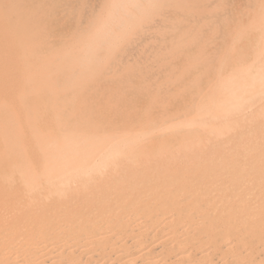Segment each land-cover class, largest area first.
<instances>
[{
    "label": "bare ground",
    "instance_id": "bare-ground-1",
    "mask_svg": "<svg viewBox=\"0 0 264 264\" xmlns=\"http://www.w3.org/2000/svg\"><path fill=\"white\" fill-rule=\"evenodd\" d=\"M38 1L39 0H37V2ZM47 1L49 2L50 0H46V2H44V3H46V5H48ZM53 1H55V0H53ZM60 1L58 0L57 3H59ZM147 1H145V2H147ZM188 1L189 0H187V2ZM31 2H33V1H31ZM31 2H30V4H31ZM61 2H63V1H61ZM64 2L66 4V1H64ZM130 2L132 4L134 3L133 1H130ZM163 2H162V4H163ZM201 2H203V1H201ZM209 2H211V1H209ZM68 3H70V2H68ZM88 3L89 2H87V4ZM116 3H117V1L114 2L113 4L117 5ZM118 3H119V1H118ZM136 3L138 4V2H136ZM140 3H141V1H140ZM143 3L144 2L142 1V5H144ZM178 3H180V0L178 1ZM188 3H187V5H188ZM215 3L217 5V2H215ZM227 3H228V0H227ZM34 4H36V3H34ZM102 4H104V3H102ZM123 4H124V2H123ZM182 4L184 5V3H182ZM37 5L38 4H36V6ZM83 5H85V4H83ZM142 5H141V7H142ZM54 6L56 7L57 5H54ZM98 6H99V4L95 7L96 10H97ZM134 6H132V7H134ZM244 6H245V4H244ZM44 7L45 6H43L42 8H44ZM47 7H48V9L52 8V7H49V5ZM55 7H53V8H55ZM64 7H65V5H64ZM113 7L115 8L114 5H113ZM159 7H161V6H159ZM163 7H165V6H163ZM184 7H186V6L184 5ZM187 7H188L187 10L189 11L191 7L190 8H189V6H187ZM228 7H229V5H228ZM69 8H71V7H69ZM69 8H68V10H69ZM75 8H78V6H75ZM81 8H82V6H81ZM107 8H109V7H107ZM118 8H119V5H118ZM171 8H173V7H171ZM62 9H65V8H62ZM72 9L77 10L74 8H72ZM78 9H80V7ZM87 9H89V7ZM87 9L85 8V10H87ZM98 9H101V8H98ZM173 9L176 10L177 8L175 7ZM181 9H183V8H181ZM257 9H258V7H257ZM260 9L262 11V7ZM45 10H47V9H44V11ZM55 10H57V9H55ZM59 10H61V9H59ZM66 10H67V8H66ZM83 10H84V8H83ZM158 10H157V13L159 12ZM212 10L213 9H210V11H212ZM239 10H241V8ZM54 11H52V13ZM110 11H111V9H110ZM113 11L115 12V10H113ZM135 11H137V10H134L133 12L136 13ZM170 11H171V9H170ZM188 11L187 12L184 11V13H187V15H188L189 14ZM252 11H254V10H252ZM261 11L259 12L260 15L264 14V13H261ZM48 12L49 11H47V13H45V12L44 13L48 14ZM64 12H65V10H64ZM69 12H70V10H69ZM69 12H65V14L66 13L68 14ZM141 12H144V11H141ZM216 12H218V9ZM227 12H229V11H227ZM230 12H232V11H230ZM236 12H238V11H236ZM257 12H255V13L257 14ZM44 13H42V14L44 15ZM54 13H56V12H54ZM89 13H92V12H88V14L86 13L87 16L89 15ZM108 13H109V10H108ZM165 13H167V8H166ZM192 13H193V11H192ZM197 13H198V11H197ZM67 14H66V16H67ZM75 14H76V11H75ZM75 14H74V17H75ZM83 14H84V16L83 17L81 16L82 18L85 17V13H83ZM152 14H154V13H152ZM56 15H57V13H56ZM108 15L111 16V12ZM136 15L138 16L139 14L137 13ZM149 15H150V13H149ZM163 15H165V14L163 13ZM176 15H178V14L175 13V16ZM200 15H202V14H200ZM206 15H207V13H206ZM210 15H212V14H210ZM227 15H230V13ZM245 15H247V14H245ZM68 16L71 17L70 14ZM76 16H79V14H77ZM106 16H107V14H106ZM115 16H116V14H115ZM146 16L148 17V15H146ZM156 16H157V14L154 15V17H156ZM167 16L169 17V15H167ZM218 16H221V15L218 14ZM253 16H254V14H253ZM43 17H45V16H43ZM94 17L95 16L93 15V18ZM144 17L145 16H143V18ZM160 17H162V16L160 15ZM177 17L180 18L179 15ZM192 17H193V15H192ZM200 17H202V16H200ZM200 17H199V19H200ZM222 17H223V15H222ZM68 18H67V20H68ZM77 18H79V17H77ZM196 18L194 16L193 19H196ZM247 18H248V16H247ZM247 18H246V20H247ZM49 19L52 20V18H49ZM135 19H136V17H135ZM145 19H143V20H145ZM152 19H153V17H152ZM169 19H171V17ZM186 19H187V17H186ZM199 19L198 20L196 19V21L199 22L200 21ZM38 20H39V18H38ZM55 20H60V19H55ZM99 20H100V18H99ZM101 20L105 21L106 19L104 18ZM148 20H146V21H148ZM159 20H160V18H159ZM181 20H183V19H181ZM187 20L189 22L190 17ZM225 20H224V22H225ZM242 20H244V19H242ZM88 21H90V20H88ZM174 21H175V19H174ZM213 21H215V20H213ZM230 21H229V23H231ZM55 22L56 21H54V23H53L55 28H51L52 30L56 29ZM107 22H108V20L105 21V23H107ZM131 22H133V21L131 20ZM138 22H137V25L139 24ZM152 22H155V21H152ZM162 22H165V21L162 20ZM240 22H242V21H240ZM45 23H42V25L44 24L43 27H45V25H46ZM47 23H49V22L47 21ZM100 23H102L103 25L105 24L104 22H101V21H100ZM124 23H125V21H124ZM201 23H203V22H201ZM222 23H223V21H222ZM222 23H221V27H222ZM225 23H223V26ZM237 23H239V22L237 21ZM77 24H76V26L81 27ZM130 24H128V25H130ZM146 24H150V22L149 23L147 22ZM172 24H173V22H172ZM83 25H84V23H83ZM151 25H152V23H151ZM151 25H148V26H151ZM157 25L158 24H156V26ZM161 25H164V24H161ZM227 25H228V22H227ZM246 25H247V27H249L248 24H246ZM34 26H35V24H34ZM34 26H33V28H34ZM76 26H75V28H76ZM109 26H111V28H112L111 24ZM169 26H170V23H169ZM173 26H174V24H173ZM182 26H185V25H182ZM43 27H41V28H43ZM51 27H52V24H51ZM123 27H124V25H123ZM135 27L137 28L136 24H135ZM135 27H133V28L136 29ZM159 27H160V25H158L157 28L159 29ZM175 27H176V25H175ZM175 27H174V29H175ZM189 27H188V30H189ZM191 27H190V29H191ZM71 28H73V27H71ZM81 28H83V27H81ZM102 28H103V26H102ZM102 28H98V30H100ZM105 28H104V30H105ZM111 28L109 30H111ZM120 28L121 27H119V29ZM133 28L128 29V30L133 31ZM141 28L139 29L140 33H141ZM153 28L155 30V27H153ZM153 28H151V29L153 30ZM164 28H165V26H164ZM184 28L185 27H183V29ZM206 28H207V25L205 26L204 29H206ZM208 28L209 29L212 28L213 31L215 29L214 27H211V28L208 27ZM237 28H240V27H237ZM77 29H79V28H77ZM77 29H75V30L77 31ZM85 29L87 30L88 28H85ZM114 29H115V27H114ZM146 29H148V28H145V30ZM166 29H167V27L165 28V30H163V28H162V30L165 31V33H167L166 32L167 30H172V29H170V27H169V29H167V30ZM222 29H223V27H222ZM224 29H225V27H224ZM226 29H228V28H226ZM245 29H247V28H245ZM121 30H123L122 32H125L124 29H121ZM188 30L185 29L183 31L187 32ZM200 30H202V29H200ZM248 30H249V28H248ZM43 31L45 33L47 31V34L49 33V35L51 34L50 33L51 30H50V32H48L49 30L45 31V29H43ZM43 31L41 29V32H43ZM72 31H73V29H72ZM78 31L76 32V34L78 33ZM102 31H103V29H102ZM146 31L148 32V30H146ZM163 31H160V32L162 33ZM219 31H217V32H219ZM243 31L244 30H242V32ZM38 32H40V31H38ZM81 32H85V31L82 30ZM100 32H101V30H100ZM113 32H115V31L113 30ZM122 32H121V36H123ZM194 32H195V30H194ZM207 32L209 33V31H207ZM236 32H238V31H236ZM70 33H73L72 36H74V32L70 31ZM70 33H67V35ZM98 33H99V31H98ZM98 33H96V35H98L97 38L100 37V35H101L100 33H99L100 35ZM105 33H107V32H105ZM165 33H162V34H165ZM201 33L203 34V32H201ZM223 33H224V35L227 34V33H225V30ZM230 33H228V34H230ZM232 33H233V31H232ZM47 34H44V35H47ZM113 34H115V33H113ZM136 34H138L137 31H136ZM148 34H150V33H148ZM157 34H159V33H157ZM167 34L170 35V32ZM171 34H172V32H171ZM202 34L201 35L198 34V35L202 37ZM211 34H213V33H211ZM38 35H39V33H38ZM60 35L61 34L59 32L58 37L62 36V35L61 36ZM64 35H66V34H64ZM103 35H104V33H102L101 36H103ZM119 35L120 34L118 33L117 34L118 38H119ZM174 35H176V34L173 33L172 36L174 37ZM214 35H216V36H214ZM214 35H211V36H214V38L217 37L216 33ZM39 36H37V37L35 36L36 39H40ZM41 36H43V35H41ZM50 36L48 37V40H49ZM66 36H64V37H66ZM176 36L174 38H176ZM235 36H237V35H235ZM51 37H53V34ZM64 37H62V38H64ZM88 37H89V35H88ZM108 37H109V34H108ZM126 37L127 36H125V38ZM142 37H143V35H142ZM161 37H162V35H161ZM163 37H165V38H163ZM163 37H162L163 39H166L165 35H163ZM170 37H171V35L168 36L169 40H170ZM231 37L233 38L234 36L231 35ZM77 38L75 40H77ZM86 38H87V35H86ZM101 38H103V37H100L99 40ZM125 38H124V40H125ZM221 38L222 37H219V35H218V39H221ZM41 39H40V41H41ZM68 39L69 38H67L66 40H68ZM95 39H96V37H95ZM105 39H106V37H105ZM114 39H116V38H114ZM130 39L132 40V38H130ZM157 39L156 38L153 39V42L154 43L158 42V45H160L161 41L159 42V41H157ZM190 39H192V38H189V40ZM218 39H215V40L217 41ZM233 39H235V38H233ZM244 39L247 41V39L245 37H244ZM43 40L44 39H42V41ZM45 40H46V38H45ZM75 40H73V41H75ZM91 40H92L91 42L94 43L93 42L94 39H91ZM121 40H123V39H119V42H118L119 46L121 44V42H120ZM133 40L135 41V39H133ZM146 40L149 41L150 39L149 40L146 39ZM154 40H156V41H154ZM171 40H173V39H171ZM206 40H207V38H206ZM215 40H213V41H215ZM226 40H227V38H226ZM56 41L57 40H55V42ZM62 41H64V40H62ZM62 41H60V42H62ZM81 41H82V38H81ZM137 41H138V39H137ZM151 41H152V39H151ZM165 41H168V40H165ZM186 41L188 42V38ZM209 41H211V40H209ZM219 41H223V39L219 40ZM248 41H249V39H248ZM139 42H137V43H139ZM162 42H163V44L165 43L164 40ZM198 42H199V40H198ZM224 42H226V41L224 40ZM32 43L35 44L34 40ZM44 43H45V41H44ZM47 43H49V42H47ZM70 43H71V41H70ZM73 43H75V42H73ZM89 43H90V41H89ZM95 43L97 44L96 40H95ZM142 43H144V41H142ZM149 43H150V41H149ZM247 43H245V45ZM56 44L59 45V43H56ZM78 44L82 45V43H80V41H79V43H77L75 45L77 46ZM84 44L85 43L83 42V45ZM87 44H88V42L85 45L88 46ZM96 44H94V45L95 46H97L98 44L100 45L99 41H98V44L97 45ZM179 44H181V43H179ZM206 44H208V42L205 43V45ZM211 44H212V42H211ZM220 44H222V43H220ZM225 44H227V43H223V45H225ZM251 44H254V42L253 43L251 42ZM42 45H43V43H42ZM51 45H52V43H51ZM135 45H136V43H135ZM139 45H141V44H139ZM150 45L152 47H150V46L149 47L151 49H153L152 50L153 52L155 51L154 48L156 49V51L160 49V47L156 48L157 46L153 47L152 44H150ZM188 45H190V44H188ZM229 45H231V44H229ZM229 45L227 46L228 48H229ZM245 45H243V47ZM52 46H54V48H55V43ZM78 46H77V48H78ZM104 46H105V44H104ZM186 46H187V44H186ZM199 46H200V43H199ZM38 47L41 48L42 46L38 45ZM59 47H60V45H59ZM64 47H65V45H64ZM116 47H117V45H116ZM231 47H232V45H231ZM247 47L250 48L251 45H250V47L247 45ZM32 48H34V45ZM44 48L46 51L47 47H44ZM44 48H42V49H44ZM54 48H52V50ZM91 48H90V51H91ZM96 48H99V46ZM108 48L109 49L106 51H110L109 46H108ZM130 48H132L131 44H130ZM150 48H149V50H150ZM161 48L163 49V50L161 49V51H164V48L162 46H161ZM200 48H202V46H200ZM36 49L37 48H35V51L37 53V51H39V48H38V50H36ZM50 49L51 48L48 49L49 52H50ZM123 49H122V51H123ZM136 49H134L135 53L137 52ZM178 49L180 50L181 48H178ZM178 49H174V50H178ZM184 49H185V47H184ZM207 49H210V48H207ZM78 50L79 49H77L76 53H78ZM131 50L128 51L129 52L128 54H130ZM145 50H146V48H145ZM147 50H148V47H147ZM165 50L167 51V49H165ZM174 50H172V51H174ZM181 50H182V52H184L183 49H181ZM186 50H187V48L185 49V51ZM218 50L220 51L219 48L216 49L215 51H218ZM237 50H235V51L237 52ZM256 50L257 49L255 48L252 51H256ZM29 51H31V50H28V52ZM56 51H59L58 48ZM93 51L95 52V48ZM99 51H103V49L99 50ZM106 51H104L105 54H106ZM122 51H121V53H122ZM148 51H147V54H148ZM152 51L150 50L149 54H151L150 52H152ZM187 51L190 52L191 49L187 50ZM202 51H204V49ZM221 51H223V50H221ZM221 51H220V53H221ZM249 51H251V50H249ZM41 52L43 53L44 51H41ZM73 52H75V50ZM98 52H97V54H98ZM191 52H193V51H191ZM194 52H195V55H193V56L195 58L196 51H194ZM225 52H226V49H225ZM114 53H117V52H114ZM119 53H117V55ZM138 53H139V51H138ZM138 53L136 55H138ZM145 53H146V51H145ZM145 53H143V54H145ZM97 54L94 55V53H93L94 56H97ZM110 54H112V52L109 53V55ZM158 54H159V52H158ZM162 54H165V53L162 52ZM182 54H184V53H182ZM185 54H187V52ZM204 54H206V52ZM223 54L224 53H222L221 55H223ZM234 54H235V52H234ZM80 55H84V53L81 54V52H80ZM90 55H92V54L90 53ZM133 55H135V54H133ZM189 55H191V54H189ZM227 55H228V53H227ZM40 56H44V55H40ZM51 56H54V55H51ZM64 56H65V54H64ZM75 56L78 57V55H73V58ZM103 56H105V55H103ZM103 56H100V54H98L97 57L98 58L101 57V59H102ZM126 56H128V55L126 54ZM178 56H180V55H178ZM258 56L259 55H257V57ZM81 57L82 58L79 57L80 60L83 59V56H81ZM106 57H108V59H107V61H106V59H104L105 61L103 63V64H105V66L107 65L108 60H109V56H106ZM112 57H110V58H112ZM131 57L133 58V56H131ZM144 57L142 56V58L144 60L141 58L143 61H145V59H146ZM155 57H156V54H155ZM157 57H159V56H157ZM201 57H202V55L200 56V58ZM206 57H208V56H206ZM212 57H214V56L212 55ZM227 57L228 56H226V58ZM229 57H231V55ZM240 57H242V56H240ZM25 58L26 57H24V59ZM47 58H49V57L47 56ZM63 58L65 59L66 57H63ZM68 58H69L68 60L70 61L71 57H68ZM88 58H90V57H88ZM95 58L96 57L92 58V60ZM121 58H122V56H121ZM126 58L124 56L125 60H126ZM128 58H129V56H128ZM161 58L162 57H160V59ZM165 58H167V57H165ZM192 58H189V60ZM197 58L199 59V61H201L199 58V55H197ZM44 59H46V58H44ZM59 59H62L61 56ZM141 59L137 58L135 62L137 63V60H141ZM186 59H188V58H186ZM205 59L207 60V58H204L203 60H205ZM251 59H253L252 56H251ZM255 59L256 58L254 57V60ZM26 60H27V58H26ZM49 60H51V59H49ZM84 60H86V59H84ZM96 60H97V58H96ZM114 60H115V58H114ZM72 61L73 60L71 59V63H73ZM184 61H185V59H184ZM74 62H75V64L80 63V62L76 63V61H74ZM87 62L88 61H86V63ZM131 62L134 63V60ZM148 62H150L149 59H148L147 63ZM162 62H163V60H162ZM195 62H196V60H195ZM209 62L211 63L212 60ZM68 63H70V62H68ZM68 63L67 64L65 63L63 65L64 66L68 65ZM71 63H70V65L72 66ZM83 63L81 65H83ZM91 63H92V61L90 62V64ZM114 63H116V62L114 61L113 64ZM139 63L141 65V62H139ZM164 63H163V65H164ZM207 63H208V61H207ZM213 63L214 62H212L211 65ZM21 64H23V63L21 62ZM51 64H53V62ZM57 64L58 63H56L55 65H57ZM90 64H87V65H90ZM95 64H96V62H95ZM165 64L167 65V63H165ZM196 64L198 65V63H196ZM218 64H219V62H218ZM220 64H222V63L220 62ZM248 64L251 65V63H248ZM170 65H172V63ZM202 65H203V63H202ZM234 65H235V63H234ZM38 66L41 67V65H38ZM84 66H86V65H84ZM96 66H98V65L96 64ZM109 66H110V64H109ZM109 66H107V67H109ZM128 66H130V65H128ZM205 66H207V65H205ZM208 66H210V65H208ZM214 66H216L215 68L218 67L217 64H215ZM219 66L221 68L223 67V70H224L225 66H221V65H219ZM59 67H60V65H59ZM114 67H116L115 64H114ZM125 67H126V64H125ZM131 67H128V68L131 69ZM174 67H175V65H174ZM174 67H172L173 71H174ZM189 67H191V66H189ZM189 67H188V69H189ZM220 67H218V68H220ZM43 68L45 69L47 67L45 66ZM62 68H63V66H62ZM72 68H73V66H72ZM99 68L101 70L103 68V65H102V67L100 66ZM99 68H97V69H99ZM210 68H212V67L210 66ZM210 68L209 69L206 68V69L210 71ZM247 68H249V67L247 66ZM64 69H67V68H64ZM83 69L88 70L87 66H86V68H83ZM103 69H105V68H103ZM159 69H161V68H159ZM185 69H187V67ZM192 69L190 70V73H192ZM201 69H203V67H201ZM233 69H236V68L234 67ZM39 70H41V69H39ZM46 70H48V69H46ZM86 70H82V71L84 72ZM93 70H95V68H93L92 71ZM106 70H107V68H106ZM115 70H117V69H115ZM145 70H146V68H145ZM153 70H155V69H153ZM157 70H158V68H157ZM198 70L200 71V69H198ZM221 70H219V71H221ZM33 71L31 74H33ZM43 71L44 70H42V74H43ZM72 71H74V70H72ZM132 71L130 74L134 73V71L133 72ZM138 71H137V74H138ZM188 71L189 70L185 71L186 77L191 76L189 74L187 75L186 72H188ZM57 72H58V68H57ZM196 72H197V68H196ZM226 72H227V70H226ZM236 72H237V70H236ZM241 72H243V71H241ZM27 73L29 74V72H27ZM66 73H69V72H65V74ZM78 73L79 72L75 73L74 76H76V74H78ZM84 73H86V72H84ZM96 73L94 75H92V79H93V76H97ZM106 73H108V72H106ZM106 73H103L104 76ZM114 73L117 74L116 72H114ZM175 73H176V71H175ZM220 73H222V72H217L216 75L218 76V75H220ZM223 73H224V71H223ZM36 74H38V72ZM50 74H48V75H50ZM72 74H71V76H72ZM99 74H101V73H99ZM212 74H213V72H212ZM48 75H47V77H48ZM52 75H51V78H53ZM57 75H59V74H57ZM197 75H199V73ZM197 75L195 73L194 79L197 77ZM221 75H223V74H221ZM34 76H36V75H34ZM62 76H65V75H62ZM82 76H83V73H82ZM84 76H85V74H84ZM207 76H206V78H209ZM67 77H68V75H67ZM79 77H78V80H79ZM99 77H101V75ZM115 77H117V76H115ZM214 77H216V76H214ZM35 78L37 79V76ZM58 78L56 80L57 82H59L58 80L60 79V78L59 79ZM62 78L65 80L64 77H62ZM62 78H61V80H62ZM74 78L75 77H73L71 80H74ZM84 78H86V77H84ZM84 78H82V79H84ZM39 79H40V77H39ZM117 79H119V77ZM121 79L123 80V78H121ZM182 79H185V76ZM217 79H219V78L217 77ZM217 79H213V80H217ZM228 79L230 80V78H228ZM29 80H30V78H29ZM66 80H68V78H66ZM98 80H100V79H98ZM106 80L107 79H105V81ZM125 80L127 81V79H125ZM128 80H130V79L128 78ZM131 80H133V79H131ZM185 80H184V83H185ZM200 80L198 79V81H200ZM35 81L37 82V80H35ZM42 81L43 80H41L39 82L40 84H38V85H41ZM83 81H85V80H83ZM134 81H136V80H134ZM143 81L145 82V79ZM203 81H204V79H203ZM240 81L242 82L241 86H237V87L239 90H242V92L240 94H235L234 92L232 93V91H230L229 93L234 98H237V99L241 98V100L243 99V101L249 102V105H247L248 106V108H247L248 112L241 113L240 110H235V113H233V116H230L232 109H235L234 107H236V109H238L237 107L240 105L239 102H235L234 104L229 103L227 105V103L226 102L224 103L223 100L219 101V102L214 100L215 102H211L209 99V101L211 103H208L205 105H199L196 109V112L192 113L194 115L192 117H190L191 115L189 116L190 118L189 117H187V118L179 117V115H177V113L179 114L178 110H177L178 112H176V115L175 114L173 115V112H175L174 108H173L174 111L171 112L172 115H169V114H167V112L170 109L166 112V110H165L166 108H165L164 110H161V111H165L168 116L164 114L165 118L163 115V118L160 119V116H159L160 111H159L158 112L159 114H157L159 117V120H160L158 125H151L149 123V120H148L149 124H147L146 126H142V124L139 121V123L141 125H139V123H137L138 124L137 127H129V128L127 126L130 122L125 127V125L123 126L120 122L114 121L115 117L112 119L113 113H111V115H109V116H111L110 119L112 121H106V122L101 121V120L92 119V117H87V114L90 112V111H88V109H87V111H88L87 114L85 113L86 114L85 118H81L82 115L81 116L78 115V117H80L78 119L75 117L74 118H71V117L64 118L62 115H63V111L65 110V108H63V109L60 108L55 101H54L55 102L54 103L53 101H50V100H48V101L42 100V97H44V95H37L38 101L30 102V100L33 97H31V99L28 101L29 95L24 94L22 92L21 94L20 93L18 94L16 101H8L9 94L0 88V264H264V69H257V70L252 71V72H247L240 79ZM57 82H56V84H58ZM71 82L69 81L67 83H71ZM79 82L81 83V81H79ZM90 82H91L90 80H89V82H86V83H88L89 87H90V84H89ZM104 82L102 81V84ZM110 82L113 84H115L117 82L119 83V81H117V82L110 81ZM121 82L122 81L120 80V83ZM137 82H139V81H137ZM172 82H173V80H172ZM201 82H202V80H201ZM44 83H46V82H44ZM53 83H55V82H53ZM64 83H66V81ZM83 83H81V85ZM124 83H125V81H124ZM132 83H133V81H132ZM166 83L167 82H165V84ZM181 83H183V82H181ZM127 84H125V85H127ZM134 84H135V82H134ZM151 84H153V83L151 82ZM203 84H205V82H203ZM51 85H52V82H51ZM66 85H68V84H66ZM66 85H64V86H66ZM71 85L72 84H70V86L69 85L68 86L70 88H72ZM93 85H96V84L94 83ZM116 85H118V84H116ZM122 85H123V82H122ZM148 85H150V84H148ZM196 85H199V84H195V86ZM34 86H35V84H34ZM68 86H67V88H68ZM86 86H87V84H86ZM159 86L160 85H158V87ZM220 86H221V84H220ZM39 87L41 88V86H39ZM46 87H49V85H46ZM55 87L56 86H54V88ZM62 87H63V85H62ZM77 87H78V85H77ZM203 87H205V86L203 85ZM203 87H202V89H203ZM222 87L223 86H221V89H223ZM67 88H63V89L65 90ZM70 88H68V90H67L68 92H70L69 91ZM91 88H93V86ZM121 88L122 87H120L119 90ZM125 88L126 87H124V89ZM164 88H166L168 91L167 87L164 86ZM184 88L185 89L181 88V89H183L182 91L185 90V92H187L188 91V90L186 91L187 87H184ZM192 88H190V89L192 90ZM205 88H207V87H205ZM205 88L203 89L204 91H205ZM23 89H25V88H23ZM100 89H101V87H100ZM107 89H108V87H107ZM110 89L112 90V88H110ZM110 89H108V90H110ZM128 89H127V91H128ZM162 89H163V86H162ZM181 89H180V91H181ZM190 89H189L190 94H191V92L195 91L194 89L192 91ZM197 89H199V87H197ZM32 90H34V88H32ZM38 90H41V89H38ZM52 90H53V88H52ZM59 90L56 92H59ZM73 90H74V88H73ZM75 90H76V87H75ZM101 90H103V89H101ZM114 90L116 91V89H114ZM114 90H112V91L115 92ZM119 90H118V92H119ZM169 90H170V88H169ZM49 91H50V89H49ZM88 91H90V89ZM91 91L93 92L94 90L92 89ZM98 91H100V90H98ZM131 91L132 90L130 89V93H131ZM163 91H164V89H163ZM173 91H174V89H173ZM180 91L178 90V92H180ZM213 91H215V90L213 89ZM217 91H215V93L214 92L213 93L217 95V93H216ZM60 92H61V90H60ZM72 92H71V94H74ZM77 92H78V90H77ZM121 92L126 93L125 90L124 91L122 90ZM159 92H160V90H159ZM174 92H177V90ZM197 92L203 93L200 90L199 91L197 90ZM41 93H42V91H41ZM62 93H65V92H62ZM152 93H155V92H152ZM168 93H171V91ZM229 93H228V95H229ZM80 94H81V92H80ZM92 94H94V93H92ZM104 94L105 93L103 91V95ZM111 94H112V92H111ZM114 94H116V93H114ZM134 94H137V93L134 92ZM143 94H145V93H143ZM162 94H161V96H162ZM171 94H173V92ZM195 94H196V91H195ZM214 94H211L212 97H214L213 96ZM220 94H219V96H220ZM52 95H55V94L52 93ZM132 95H133V92H132ZM132 95H131V98L133 96H135V95H133V96ZM152 95H154V94H152ZM158 95H159V93H158ZM164 95H165V92H164ZM180 95H181V93H180ZM192 95L194 97V94H192ZM79 96H81V95H79ZM105 96H107V95L105 94ZM105 96H103V97L106 98ZM120 96H121V93H120ZM127 96H128V94H127ZM155 96L157 97V95H155ZM203 96H204V93H203ZM207 96L200 99V100L208 99ZM222 96H224V95L222 94ZM116 97L118 98L119 96H116ZM116 97H114V98H116ZM137 97H138V95H137ZM143 97L145 98V96H143ZM159 97H160V95H159ZM212 97L209 96V98H212ZM146 98L144 100H146ZM165 98H166V96H165ZM171 98H174V95ZM219 98H221V97H219ZM219 98H217V99H219ZM26 99H27V101H26ZM107 99H111V97L108 96ZM122 99L123 98L120 99V97H119V100H122ZM161 99H164V98L162 97ZM175 99H177V97ZM198 99H197V101H198ZM53 100H54V98H53ZM69 100H70V98H69ZM137 101H139V100H137ZM149 101H150V103H152L151 100H149ZM170 101H172V100H170ZM82 102L83 101H81L80 103H82ZM163 102H164V100L163 101L161 100L159 105L163 104ZM188 102L189 101L184 102V103H188ZM60 103H61V101H60ZM76 103H77V100H76ZM88 103L93 104V102L92 101L89 102V100H88ZM108 103H109V101H108ZM112 103L116 104L115 101ZM125 103H126V101H125ZM178 103H179V101H178ZM196 103L197 102H195V105H196ZM200 103H201V101H200ZM205 103H207V102H205ZM105 104H106V102H105ZM114 104H113V106H114ZM170 104L171 103H169V105ZM173 104H176V102L175 103L173 102ZM61 105L63 106V104H61ZM66 105L67 104H65V106ZM78 105L76 104L77 107H78ZM107 105L108 104H106V107H107ZM119 105H121V104L119 103ZM129 105H131V104H129ZM143 105H144V103H143ZM152 105L153 104H151L150 106H152ZM181 105H182V103H181ZM188 105L191 106V104H188ZM197 105H198V103H197ZM79 106H81V109H82V105H79ZM116 106H118V105L116 104ZM145 106L146 105H144V107ZM147 106H148V104H147ZM88 107H89V104H88ZM90 107L93 108V105H90ZM165 107H167V106L165 105ZM109 108H111V110H112V105ZM157 108H158V106H157ZM157 108H156V110H157ZM81 109L78 108V110H81ZM83 109L86 110V108H83ZM121 109H122V111L123 110L125 111V109H127V108H125V109L121 108ZM142 109L143 108H141V110H140L137 107L135 111H137V110L144 111ZM159 109H161V108L159 107L158 110ZM182 109H180V111ZM189 109L193 110V108H189ZM129 110H130V108H129ZM148 110L152 111L151 107ZM96 111H97V113H101V112H98V110H96ZM106 111H107V109H106ZM108 111H110V110H108ZM131 111H132V109H131ZM65 112H67V111H65ZM80 112L81 111H79V113L78 112L77 113L82 114ZM94 112H95V110H94ZM183 112H185V109ZM183 112L181 111L180 113H183ZM68 113H70V112H68ZM73 113L75 114V112H73ZM106 113H105V115H106ZM120 113H121V110H120ZM128 113H130V112H128ZM128 113H126V114H128ZM148 113L150 114L152 112H148ZM103 114L104 113H102V115ZM114 114H113V116H114ZM119 114L115 115V116L118 118ZM126 114H125V116L122 114L124 116V118L126 116L128 117V115H126ZM133 114H135V113H133ZM99 115H101V114H99ZM155 115L156 114L153 112V116H155ZM184 115H186V113H184ZM70 116H73V115H70ZM90 116H92V115H90ZM150 116L152 117V114ZM129 117H130V115H129ZM155 117H157V116H155ZM126 118H125V120L128 119V118L127 119ZM143 118H145V117H143ZM119 119L124 120L122 118H119ZM133 119H134V117H133ZM135 119H137V115H136ZM128 120L133 121V120H131V118H129ZM146 120L147 119H145L144 122ZM152 120H153V118H152ZM152 120H150V121H152ZM154 120L158 121V119H155V118H154ZM136 121H138V119L135 120V122ZM141 122H142V120H141ZM156 129L168 130V132H166L165 135H161V136L156 135L155 136L154 131ZM161 132H158V134ZM156 134H157V132H156Z\"/></svg>",
    "mask_w": 264,
    "mask_h": 264
},
{
    "label": "rangeland",
    "instance_id": "rangeland-1",
    "mask_svg": "<svg viewBox=\"0 0 264 264\" xmlns=\"http://www.w3.org/2000/svg\"><path fill=\"white\" fill-rule=\"evenodd\" d=\"M31 1H33V2H31ZM57 1L58 0H55V1H53V0H50L49 2H48V5H49V7H52V8H49L48 9V5H46V3H44V2H46V0H39L38 2H37V0H0V88L1 89H3L5 92H7L8 94H9V98H8V101H16L17 99V96H18V94L20 93H24V94H28L29 96H28V101L31 99V97H33L31 100H30V102H35V101H38V96L37 95H44V97H42V100H44V101H48V100H50V101H55L57 104H58V106L60 107V108H65V110L63 111V117L64 118H67V117H71V118H80V117H78V115L79 116H81V118H85L86 116V114H87V112L88 111H90L88 114H87V117H92V119H96V120H101V121H112L111 119H110V117L111 116H109V115H111V113H115L114 114V116H113V114H112V119L114 118V121H118V122H120L123 126L125 125V127L127 126V124H128V128L129 127H137V123H139V121H140V123L142 124V126H146L147 124H151V125H158L159 124V122H160V120H159V117H158V115L157 114H159V116H160V119L161 118H163V115L165 114V115H167V114H169V115H172V113L171 112H173L174 110H175V112H173V115L175 114L176 115V112H178L179 111V114L177 113V115H179V117H183V118H187V117H189L190 115V117H192L194 114H192V113H195L196 112V109H197V107L199 106V105H205V104H208V103H211V102H215V101H224V103L226 102L227 103V105L229 104V103H232V104H234L235 102H239L240 103V105L237 107L238 109H236V107H234L235 109H232V111H231V115L230 116H233V113H235V110H240V112L241 113H243V112H248V106L247 105H249V102H245V101H243V99L241 100V98L240 99H237V98H234L233 96H231L230 95V91H232V93L234 92L235 94H240L241 92H242V90H239L238 89V87L237 86H241V81H240V79L247 73V72H252V71H255V70H257V69H264V14H261L260 15V11H261V7H262V11H261V13H264V0H228V3H227V0H189L188 2H187V0H180V3H178V1L179 0H61V1H63V2H61L60 0V2L59 3H57ZM64 1H66V4H65V2ZM74 3H73V2ZM98 1V2H97ZM117 1V5H115V4H113L114 2H116ZM118 1H119V3H118ZM126 1V2H125ZM130 1H133L134 3L132 4ZM138 2V4L136 3V2ZM140 1H141V3H140ZM142 1L144 2L143 4L144 5H142ZM145 1H147V2H145ZM182 1V2H181ZM184 1V2H183ZM201 1H203V2H201ZM209 1H211V2H209ZM30 2H31V4H30ZM56 2V3H55ZM68 2H70V3H68ZM77 2V3H76ZM87 2H89L88 4H87ZM100 2V3H99ZM123 2H124V4H123ZM162 2H163V4H162ZM215 2H217V5H216V3ZM225 2V3H224ZM236 2V3H235ZM245 2V3H244ZM259 2V3H258ZM34 3H36V4H38L37 6H36V4H34ZM51 3V4H50ZM53 3V4H52ZM102 3H104V4H102ZM131 3V4H130ZM146 3V4H145ZM148 3V4H147ZM161 3V4H160ZM172 3V4H171ZM182 3H184V5L186 6V7H184V5L182 4ZM186 3V4H185ZM187 3H188V5H187ZM223 3V4H222ZM231 3V4H230ZM42 4V5H41ZM44 4V5H43ZM62 6H61V5ZM65 5V7H64V5ZM76 4V5H75ZM82 6V8H81V6ZM83 4H85V5H83ZM99 4V6H98V8H101V9H98L97 8V10H96V6ZM112 4V5H111ZM121 4V5H120ZM160 4V5H159ZM202 4V5H201ZM214 4V5H213ZM244 4H245V6H244ZM250 4V5H249ZM28 5V6H27ZM54 5H57L56 7L54 6ZM61 7H60V6ZM69 5V6H68ZM111 5V6H110ZM113 5L115 6V8L113 7ZM118 5H119V8H118ZM135 5V6H134ZM141 5H142V7H141ZM147 5V6H146ZM149 5V6H148ZM225 5V6H224ZM227 5V6H226ZM228 5H229V7H228ZM236 5V6H235ZM243 5V6H242ZM27 6V7H26ZM43 6H45L44 8H42ZM75 6H78V8L80 7V9H78V8H75ZM84 6V7H83ZM89 7V9H87L88 7ZM106 6V7H105ZM132 6H134V7H132ZM156 6V7H155ZM159 6H161V7H159ZM163 6H165V7H163ZM167 6V7H166ZM187 6H189V8H190V10L188 11L187 9H188V7ZM218 6V7H217ZM258 7V9H257V7ZM53 7H55V8H53ZM59 7V8H58ZM69 7H71V8H69ZM107 7H109V8H107ZM124 7V8H123ZM130 7V8H129ZM171 7H173V8H177L176 10H174L173 8H171ZM196 7V8H195ZM206 9H205V8ZM208 7V8H207ZM211 7V8H210ZM214 7V8H213ZM236 7V8H235ZM241 8V10H239L240 8ZM256 7V8H255ZM62 8H65V9H62ZM66 8H67V10H68V8H69V10H70V12H69V10L67 11L66 10ZM72 8H74V9H77V10H73ZM83 8H84V10H83ZM85 8L87 9V10H85ZM94 8V9H93ZM105 8V9H104ZM128 8V9H127ZM166 8H167V13H165L166 12ZM181 8H183V9H181ZM203 8V9H202ZM216 8V9H215ZM253 8V9H252ZM44 9H47V10H45L44 11ZM55 9H57V10H55ZM59 9H61V10H59ZM110 9H111V11H110ZM125 9V10H124ZM131 11H130V10ZM143 9V10H142ZM146 9V10H145ZM159 9V10H158ZM163 11H162V10ZM170 9H171V11H170ZM192 9V10H191ZM210 9H213L212 11H210ZM217 9H218V12H216L217 11ZM249 11H248V10ZM36 10V11H35ZM55 10V11H54ZM63 10V11H62ZM64 10H65V12H69L68 14H67V16H66V14H65V12H64ZM73 10V11H72ZM89 10V11H88ZM107 10V11H106ZM108 10H109V13H108ZM113 10H115V12L113 11ZM129 10V11H128ZM134 10H137V11H135L136 13H134L133 11ZM157 10L159 11L158 13H157ZM206 10V11H205ZM229 11V12H227V11ZM245 10V11H244ZM252 10H254V11H252ZM39 11V12H38ZM47 11H49L48 12V14H45V13H47ZM52 11H54V12H56L57 13V15H56V13H52ZM75 11H76V14H75ZM122 11V12H121ZM141 11H144V12H141ZM151 11V12H150ZM165 11V12H164ZM170 11V12H169ZM184 11L185 12H187L188 11V15H187V13H184ZM192 11H193V13H192ZM195 11V12H194ZM197 11H198V13H197ZM230 11H232V12H230ZM236 11H238V12H236ZM248 11V12H247ZM251 11V12H250ZM258 11V12H257ZM44 13V15L42 14V13ZM72 12V13H71ZM78 12V13H77ZM88 12H92V13H89V15L87 16V14H88ZM110 12H111V16L110 15H108V14H110ZM121 12V13H120ZM127 14H126V13ZM165 14V15H163V13ZM181 12V13H180ZM207 13V15H206V13ZM213 12V13H212ZM246 12V13H245ZM250 12V13H249ZM255 12H257V14L255 13ZM52 13V14H51ZM63 13V14H62ZM75 14V17H74V14ZM83 13H85V19L84 18H82L83 16H84V14ZM87 13V14H86ZM95 13V14H94ZM114 13V14H113ZM139 14L138 16L136 15V14ZM149 13H150V15H149ZM152 13H154V14H152ZM175 13H177L179 16H180V18L179 17H177L178 15H176L175 16ZM205 13V14H204ZM221 13V14H220ZM230 13V15H227V14H229ZM41 14V15H40ZM71 15V17H69L68 15ZM73 14V15H72ZM77 14H79V16H76ZM92 14V15H91ZM106 14H107V16H106ZM113 14V15H112ZM115 14H116V16L118 17H116L115 16ZM119 14V15H118ZM121 14V15H120ZM155 14H157V18L156 17H154V15ZM196 14V15H195ZM199 14V15H198ZM200 14H202V15H200ZM210 14H212V15H210ZM218 14L219 15H221V16H218ZM245 14H247V15H245ZM253 14H254V16L256 17H254L253 16ZM38 15V16H37ZM40 15V16H39ZM45 16V17H43V16ZM63 15V16H62ZM93 15L95 16L94 18H93ZM123 15V16H122ZM146 15H148V17L146 16ZM160 15L162 16V17H160ZM167 15H169V17L167 16ZM192 15H193V17H192ZM214 15V16H213ZM217 15V16H216ZM222 15H223V17H222ZM227 15V16H226ZM244 15V16H243ZM55 16V17H54ZM82 16V17H81ZM102 16V17H101ZM124 18H122V17ZM136 17V19H135V17ZM143 16H145L144 18H143ZM153 17V19H152V17ZM173 16V17H172ZM194 16H195V18L198 20L199 19V17L200 16H202V17H200V23L198 22V21H196V19H193L194 18ZM212 16V17H211ZM247 16H248V18H247ZM69 17V18H68ZM77 17H79V18H77ZM97 17V18H96ZM129 17V18H128ZM171 17V19H169ZM186 17H187V19L190 17V21L188 22V20L186 19ZM192 17V18H191ZM207 19H206V18ZM228 17V18H227ZM230 17V18H229ZM235 17V18H234ZM242 17V18H241ZM37 18V19H36ZM38 18H39V20H38ZM41 18V19H40ZM43 18V19H42ZM49 18H52V20L51 19H49ZM60 19V20H55V19ZM67 18H68V20H67ZM99 18H100V20H99ZM106 19L105 21H107L108 20V22L107 23H105V21L103 20H101V19ZM138 18V19H137ZM145 19V20H143V19ZM159 18H160V20H159ZM210 18V19H209ZM213 18V19H212ZM233 18V19H232ZM246 18H247V20H246ZM253 20H252V19ZM49 19V20H48ZM54 19V20H53ZM83 19V20H82ZM87 19V20H86ZM98 21H97V20ZM129 21H128V20ZM142 19V20H141ZM149 19V20H148ZM158 19V20H157ZM174 19H175V21H174ZM180 19V20H179ZM181 19H183V20H181ZM221 19V20H220ZM226 19V20H225ZM240 19V20H239ZM242 19H244V20H242ZM82 20V21H81ZM86 20V21H85ZM88 20H90V21H88ZM119 22H118V21ZM131 20L133 21V22H131ZM137 20V21H136ZM146 20H148V21H146ZM157 20V21H156ZM162 20L163 21H165V22H162ZM178 20V21H177ZM202 20V21H201ZM205 20V21H204ZM213 20H215V21H213ZM224 20H225V22L227 21L228 22V25H227V22L225 23L224 22ZM231 20V21H230ZM233 20V21H232ZM235 20V21H234ZM249 20V21H248ZM251 20V21H250ZM263 20V21H262ZM41 21V22H40ZM47 21L49 22V23H47ZM54 21H56L55 22V26H56V29H51V28H55L54 27ZM72 21V22H71ZM94 21V22H93ZM97 21V22H96ZM100 21L101 22H104L105 24V26L102 24V23H100ZM116 21V22H115ZM124 21H125V23H124ZM139 21V22H138ZM142 23H141V22ZM152 21H155V22H152ZM222 21H223V23H225L224 24V26H223V23H222ZM229 21L232 23H229ZM237 21L239 22V23H237ZM240 21H242V22H240ZM46 22V23H45ZM65 22V23H64ZM77 25H79V26H81V27H83V28H81V27H78V26H76V24ZM80 22V23H79ZM97 24H96V23ZM121 22V23H120ZM128 22V23H127ZM137 22L139 23L138 25H137ZM144 22V23H143ZM149 23L150 22V24H146V23ZM162 22V23H161ZM167 22V23H166ZM172 22H173V24H174V26H173V24H172ZM198 22V23H197ZM201 22H203V23H201ZM205 22V23H204ZM260 22V23H259ZM42 23H45L46 25H45V27H43V25H42ZM59 23V24H58ZM83 23H84V25H83ZM112 25V28H111V26H109L110 24ZM131 23V24H130ZM151 23H152V25H151ZM166 23V24H165ZM169 23H170V26H169ZM194 23V24H193ZM221 23H222V27H223V29H222V27H221ZM242 23V24H241ZM34 24H35V26H34ZM51 24H52V27H51ZM89 24V25H88ZM93 24V25H92ZM107 24V25H106ZM128 24H130V25H128ZM135 24H136V26H137V28L135 27ZM156 24H158V25H160V27H159V29L157 28L158 27V25L156 26ZM161 24H164V25H161ZM168 24V25H167ZM178 24V25H177ZM207 25V28L206 29H204L205 28V26ZM246 24H248V26L249 27H247V25ZM92 25V26H91ZM96 25V26H95ZM123 25H124V27H123ZM128 27H127V26ZM134 25V26H133ZM142 25V26H141ZM147 25V26H146ZM148 25H151V26H148ZM172 25V26H171ZM175 25H176V27H175ZM182 25H185V26H182ZM194 25V26H193ZM201 25V26H200ZM242 25V26H241ZM246 25V26H245ZM31 26V27H30ZM33 26H34V28H33ZM50 26V27H49ZM75 26H76V28H75ZM95 26V27H94ZM102 26H103V28H102ZM117 26V27H116ZM126 26V27H125ZM164 26H165V28L167 27V29H169V27H170V29H172V30H167L166 32L167 33H169L170 32V35H171V37H170V40L171 39H173V40H169V38H168V36H170V35H168L167 33H165V31H163V30H165V28H164ZM191 27V29H190V27ZM196 26V27H195ZM203 26V27H202ZM227 26V27H226ZM41 27H43V28H41ZM71 27H73V28H71ZM90 27V28H89ZM106 27V28H105ZM111 28V30H109L110 28ZM114 27H115V29H114ZM119 27H121L120 29H119ZM133 27H135L136 29H134L133 28V31H131V30H128V29H132ZM142 27V28H141ZM153 27H155V30H154V28ZM174 27H175V29H174ZM183 27H185L184 29H183ZM188 27H189V30H188ZM208 27H214L215 29H214V31H213V29L211 28V29H209ZM224 27H225V29H224ZM237 27H240V28H237ZM77 28H79V29H77ZM85 28H88L87 30L85 29ZM98 28H102L103 29V31H102V29H100L101 30V32H100V30H98ZM104 28H105V30H104ZM141 28V33H140V29ZM145 28H148V29H146V30H148V32L145 30ZM151 28H153V30L151 29ZM162 28H163V30H162ZM226 28H228V29H226ZM245 28H247V29H245ZM248 28H249V30H248ZM31 29V30H30ZM41 29H42V31H43V29H45V31L46 30H49L48 32H50V30H51V36H52V34H53V37H51L50 35H49V33L47 34V31H46V33L43 31V32H41ZM72 29H73V31H72ZM75 29H77V31H78V35L76 34V30ZM121 29H124V31L125 32H122L123 30H121ZM151 31H150V30ZM157 29V30H156ZM161 29V30H160ZM188 30L187 32L186 31H183V30ZM195 30V32H194V30ZM197 29V30H196ZM200 29H202V30H200ZM76 32H75V31ZM85 31V32H81V31ZM89 30V31H88ZM113 30L115 31V32H113ZM145 30V31H144ZM205 30V31H204ZM220 30V31H219ZM224 30H225V33H227V34H225L224 35ZM241 30V31H240ZM242 30H244L243 32H242ZM38 31H40V32H38ZM64 31V32H63ZM70 31L71 32H74V36H72L73 35V33H70ZM88 31V32H87ZM93 31V32H92ZM98 31H99V33L102 35V33H104V35L103 36H101L99 33H98ZM122 32V35L123 36H121V32ZM136 31L138 32V34H136ZM143 31V32H142ZM160 31H163L162 33H165V34H162ZM190 31V32H189ZM203 32V34L201 33V32ZM207 31H209V33L211 34V33H213V34H211V35H214L215 33L217 34V37H215L214 38V36H216V35H214V36H211ZM216 31V32H215ZM217 31H219V32H217ZM223 31V32H222ZM227 31V32H226ZM231 33H230V32ZM232 31H233V33H232ZM236 31H238V32H236ZM251 31V32H250ZM39 33V35H38V33ZM53 32V33H52ZM59 32H60V34L62 35H60L61 37H58L59 36ZM105 32H107V33H105ZM127 32V33H126ZM145 32V33H144ZM154 32V33H153ZM171 32H172V34L174 33V34H176V35H174V37L176 36V38H174L173 36H172V34H171ZM193 32V33H192ZM199 32V33H198ZM206 32V33H205ZM237 34H236V33ZM247 34H246V33ZM56 33V34H55ZM67 33H70V34H68L67 35ZM91 33V34H90ZM96 33H98L99 35H100V37H103V38H101L100 40H99V38L100 37H98L97 38V36L98 35H96ZM113 33H115V34H113ZM120 34L119 35V38H118V36H117V34ZM125 33V34H124ZM129 33V34H128ZM147 33V34H146ZM148 33H150V34H148ZM157 33H159V34H157ZM228 33H230L232 36H234L233 38H235V39H233L232 37H231V35L230 34H228ZM36 34V35H35ZM44 34H47V35H44ZM64 34H66V35H64ZM80 34V35H79ZM82 34V35H81ZM93 34V35H92ZM95 34V35H94ZM108 34H109V37H108ZM201 35L202 34V37L201 36H199V35ZM41 35H43V36H41ZM50 36V38H49V40H48V37ZM55 35V36H54ZM86 35H87V38H86ZM88 35H89V37L91 38V39H94L93 40V42L94 43H92L91 41V39L88 37ZM92 37H91V36ZM142 35H143V37H142ZM154 35V36H153ZM161 35H162V37H163V35H165L166 36V39H163V38H165V37H161ZM188 35V36H187ZM205 35V36H204ZM218 35H219V37H222L221 39H218ZM235 35H237V36H235ZM37 36H39L40 37V39L42 38V39H44L43 41H42V39H41V41H40V39H36V37ZM64 36H66V37H64ZM72 36V37H71ZM81 36V37H80ZM111 36V37H110ZM125 36H127L126 38H125ZM140 36V37H139ZM179 36V37H178ZM181 36V37H180ZM208 36V37H207ZM62 37H64V38H62ZM78 37V38H77ZM80 37V38H79ZM84 37V38H83ZM95 37H96V39H95ZM105 37H106V39H105ZM162 39H161V38ZM185 37V38H184ZM197 37V38H196ZM205 37V38H204ZM225 39H224V38ZM229 37V38H228ZM244 37L247 39V41L244 39ZM251 37V38H250ZM35 38V39H34ZM45 38H46V40H45ZM67 38H69L68 40H66ZM72 38V39H71ZM77 38V40H75ZM81 38H82V41H81ZM114 38H116V39H114ZM124 38H125V40H124ZM130 38H132V40L130 39ZM142 40H141V39ZM157 39V41H161V43H160V45H158V42H156V43H154L153 42V39ZM180 38V39H179ZM187 38H188V42L186 41L187 40ZM189 38H192V39H190L189 40ZM195 38V39H194ZM201 38V39H200ZM204 38V39H203ZM206 38H207V40H206ZM209 38V39H208ZM213 38V39H212ZM226 38H227V40H226ZM32 39V40H31ZM59 39V40H58ZM64 40V41H62V40ZM79 39V40H78ZM87 39V40H86ZM119 39H123V40H121L120 42H121V44H120V46H119ZM133 39H135V41L133 40ZM137 39H138V41H137ZM140 39V40H139ZM144 39V40H143ZM146 39H150L149 41H150V43H149V41H147ZM151 39H152V41H151ZM215 39H218L217 41L215 40ZM223 39V41H219V40H222ZM245 41H244V40ZM248 39H249V41H248ZM33 40H34V42H35V44L34 43H32L33 42ZM55 40H57L56 42H55ZM73 40H75V41H73ZM95 40H96V42H97V44H98V41H99V43H100V45L98 44H96L95 43ZM98 40V41H97ZM104 40V41H103ZM113 40V41H112ZM130 40V41H129ZM164 40V42L166 43H164L163 44V41ZM165 40H168V41H165ZM197 42H196V41ZM198 40H199V42H198ZM209 40H211V41H209ZM213 40H215V41H213ZM224 40L226 41V42H224ZM230 40V41H229ZM38 41V42H37ZM44 41H45V43H44ZM59 41V42H58ZM60 41H62V42H60ZM70 41H71V43H70ZM78 41V42H77ZM79 41H80V43H82V45L80 44H78L77 46H78V48H77V46L75 45V44H77V43H79ZM89 41H90V43H89ZM103 41V42H102ZM108 41V42H107ZM113 43H112V42ZM123 41V42H122ZM130 43H129V42ZM132 41V42H131ZM140 41V42H139ZM142 41H144V43H142ZM154 41H156V40H154ZM193 41V42H192ZM207 43L208 42V44H206L205 45V43ZM37 42V43H36ZM43 43V45H42V43ZM47 42H49V43H47ZM52 43V45L55 43V48H54V46H52L51 45V43ZM54 42V43H53ZM73 42H75V43H73ZM83 42L86 44L87 42H88V46H86L85 44L83 45ZM127 44H126V43ZM137 42H139V43H137ZM191 42V43H190ZM211 42H212V44H211ZM248 42V43H247ZM250 42V43H249ZM251 42L253 43L254 42V44H251ZM56 43H59V45H60V47H59V45H57ZM67 43V44H66ZM73 43V44H72ZM110 43V44H109ZM134 43V44H133ZM135 43H136V45H135ZM148 43V44H147ZM179 43H183L182 45L181 44H179ZM199 43H200V46H202V48H200V46H199ZM220 43H222V44H220ZM223 43H227V44H225V45H223ZM245 43H247L246 45H245ZM34 45V48H32L33 47V45ZM41 44V45H40ZM50 44V45H49ZM91 46H90V45ZM94 44H96L97 46H95ZM104 44H105V46H104ZM109 44V45H108ZM130 44H131V46H132V48H130ZM139 44H141V45H139ZM143 44V45H142ZM150 44H152L153 45V47H156V48H158V47H160V49L159 50H157L158 52H159V54H158V52L156 51V49L154 48V50L156 51H152L153 49H151L150 47H152ZM175 46H173V45ZM177 44V45H176ZM186 44H187V46H186ZM188 44H190V45H188ZM211 44V45H210ZM215 44V45H214ZM229 44H231L232 45V47H231V45H229ZM38 45L39 46H42L41 48L40 47H38ZM64 45H65V47H64ZM70 45V46H69ZM74 45V46H73ZM94 45V46H93ZM102 45V46H101ZM107 45V46H106ZM116 45H117V47H116ZM122 45V46H121ZM126 45V46H125ZM139 45V46H138ZM179 45V46H178ZM181 45V46H180ZM199 47H198V46ZM229 45V48L227 47ZM243 45H245L244 47H243ZM247 45L250 47V45H251V49L250 48H248L247 47ZM50 46V47H49ZM95 48V52L93 51L94 50V48ZM99 46V48H96V47H98ZM108 46L110 47V51H106V50H108L109 48H108ZM128 46V47H127ZM143 46V47H142ZM150 46V47H149ZM161 46L164 48V51H161ZM172 46V47H171ZM194 46V47H193ZM196 46V47H195ZM209 46V47H208ZM213 48H212V47ZM221 46V47H220ZM225 46V47H224ZM236 46V47H235ZM253 46V47H252ZM262 46V47H261ZM44 47H47V49H46V51H45V48ZM67 47V48H66ZM70 47V48H69ZM82 47V48H81ZM93 49H92V48ZM106 47V48H105ZM119 47V48H118ZM125 47V48H124ZM137 49H136V48ZM147 47H148V50H149V48H150V50L152 51V52H150L151 54H149V51L147 50ZM170 47V48H169ZM184 47H185V49L187 48V50H190L191 49V51H193V52H189V51H185V49H184ZM198 47V48H197ZM210 48V49H207V48ZM228 49H227V48ZM35 48H37L36 50H38V48H39V51H37V53H36V51H35ZM42 48H44V49H42ZM49 48H51L50 49V52H49ZM52 48H54L53 50H52ZM57 48H58V50L59 51H56L57 50ZM60 48V49H59ZM79 49L78 50V53H76L77 52V49ZM81 48V49H80ZM85 48V49H84ZM90 48H91V51H90ZM124 48V49H123ZM128 48V49H127ZM145 48H146V50H145ZM178 48H181V49H183V51L184 52H182V50L180 49H178ZM197 48V49H196ZM220 49V51L221 50H223V51H221V53H220V51L218 52V51H215L216 49ZM239 48V49H238ZM253 48V49H252ZM257 49L256 51H252V50H254V49ZM34 49V50H33ZM103 49V51H99V50H102ZM105 49V50H104ZM116 49V50H115ZM121 49V50H120ZM122 49H123V51H122ZM133 51H132V50ZM134 49H136L137 50V52L135 53V50ZM139 49V50H138ZM165 49H167V51L165 50ZM174 49H178V50H174ZM195 49V50H194ZM204 49V51L206 52V54H204L205 52L204 51H202ZM225 49H226V52H225ZM234 49V50H233ZM238 49V50H237ZM28 50H31V51H29L28 52ZM44 51L43 53L41 52V51ZM75 50V52H73ZM112 50V51H111ZM129 50H131L130 51V54H128L129 52ZM163 50V49H162ZM172 50H174V51H172ZM235 50H237V52L235 51ZM249 50H251V51H249ZM261 50V51H260ZM34 51V52H33ZM56 51V52H55ZM68 51V52H67ZM71 51V52H70ZM81 52V54H83L84 53V55H80V52ZM100 53H99V52ZM104 51H106V54H105V52ZM121 51H122V53H121ZM125 51V52H124ZM138 51H139V53H138ZM145 51H146V53H145ZM147 51H148V54H147ZM172 53H171V52ZM178 51V52H177ZM194 51H196V56H195V58H194V56L193 55H195V52ZM215 51V52H214ZM247 51V52H246ZM260 51V52H259ZM46 52V53H45ZM49 52V53H48ZM70 52V53H69ZM86 52V53H85ZM97 52H98V54H100V56H103V55H105V56H103L102 57V59H101V57H97L98 56V54H97ZM108 52V53H107ZM112 52V54H110L109 55V53H111ZM114 52H117V53H119L118 55H117V53H114ZM132 52V53H131ZM162 52L163 53H165V54H162ZM177 52V53H176ZM187 52V54H185ZM199 52V53H198ZM203 54H202V53ZM211 54H210V53ZM234 52H235V54H234ZM45 53V54H44ZM60 53V54H59ZM73 53V54H72ZM90 53L92 54V55H90ZM93 53H94V55H96L97 54V56H94L93 55ZM129 56V58H128V56H126V54ZM138 53V55H136ZM143 53H145V54H143ZM156 54V57H155V54ZM169 53V54H168ZM172 55H171V54ZM174 53V54H173ZM179 53V54H178ZM181 53V54H180ZM182 53H184V54H182ZM201 53V54H200ZM222 53H224L223 55H221ZM227 53H228V55H227ZM58 54V55H57ZM64 54H65V56H64ZM69 54V55H68ZM124 54V55H123ZM133 54H135V55H133ZM189 54H191V55H189ZM249 54V55H248ZM40 55H44V56H40ZM51 55H54V56H51ZM73 55H78V57L77 56H75L74 58H73ZM149 55V56H148ZM163 55V56H162ZM178 55H180V56H178ZM182 55V56H181ZM197 55H199V58H200V56L202 55V57L200 58V60L201 61H199V59L197 58ZM208 56V57H206V56ZM210 55V56H209ZM212 55L214 56V57H212ZM231 55V57H229ZM257 55H259L258 57H257ZM47 56L49 57V58H47ZM56 56V57H55ZM60 56H61V58L62 59H59L60 58ZM81 56H83V59H79V57L80 58H82ZM96 57L97 58V60L99 61H97L96 60V58L95 59H93L92 60V58H94V57ZM106 56H109V60H108V63H107V65L105 66V64H103L104 63V59H106V61H107V59H108V57H106ZM113 56V57H112ZM121 56H122V58H121ZM124 56H125V58H126V60L124 59ZM131 56H133V58L131 57ZM142 56L144 57V58H146L145 59V61H143L144 59L142 58ZM153 56V57H152ZM157 56H159V57H157ZM176 56V57H175ZM224 56V57H223ZM226 56H228L227 58H226ZM240 56H242V57H240ZM251 56L253 57V59H251ZM24 57H26L27 58V60H26V58L24 59ZM52 57V58H51ZM55 57V58H54ZM63 57H66L65 59L63 58ZM68 57H71V59L73 60L72 62L73 63H71V59H70V61L68 60L69 58ZM88 57H90V58H88ZM105 57V58H104ZM110 57H112V58H110ZM140 57V58H139ZM149 57V58H148ZM160 57H162L161 59H160ZM165 57H167V58H165ZM185 57V58H184ZM194 59H193V58ZM254 57L256 58L255 60H254ZM38 58V59H37ZM44 58H46V59H44ZM78 58V59H77ZM114 58H115V60H114ZM118 58V59H117ZM120 58V59H119ZM141 59V60H137V63L139 64H137L135 61H136V59ZM186 58H188V59H186ZM189 58H192V59H190L189 60ZM204 58H207V60L205 59V60H203ZM44 59V60H43ZM49 59H51V60H49ZM57 59V60H56ZM77 59V60H76ZM84 59H86V60H84ZM89 59V60H88ZM111 59V60H110ZM132 59V60H131ZM148 59H149V61L150 62H148L147 63V61H148ZM179 59V60H178ZM184 59H185V61H184ZM212 60V62H214L212 65H211V63L209 62V61H211ZM223 59V60H222ZM225 59V60H224ZM233 59V60H232ZM46 60V61H45ZM55 60V61H54ZM59 60V61H58ZM79 60V61H78ZM101 60V61H100ZM134 60V63L133 62H131V61H133ZM162 60H163V62H162ZM171 60V61H170ZM192 60V61H191ZM195 60H196V62H195ZM204 62H203V61ZM222 60V61H221ZM259 60V61H258ZM262 60V61H261ZM42 61V62H41ZM48 61V62H47ZM61 61V62H60ZM66 61V62H65ZM74 61H76V63L77 62H80L78 65L77 64H75V62ZM86 61H88L87 63H86ZM92 61V65L90 64V62ZM96 62V64L98 65V66H96V64H95V62ZM116 62V63H114L115 64V66L116 67H114V64H113V62ZM119 61V62H118ZM141 62V65H140V63L139 62ZM168 61V62H167ZM172 63V65H170L171 63ZM175 61V62H174ZM198 61V62H197ZM207 61H208V63H207ZM219 62V64H218V62ZM226 63H225V62ZM21 62L23 63V64H21ZM53 62V64H51ZM64 62V63H63ZM68 62H70L71 64H72V66H73V68H72V66L70 65V63H68ZM84 62V63H83ZM146 62V63H145ZM159 62V63H158ZM162 62V63H161ZM167 63V65L165 64V63ZM220 62L222 63V64H220ZM45 63V64H44ZM47 63V64H46ZM56 63H58L57 65H55ZM67 64L68 63V65H63V64ZM83 63V65H81ZM101 63V64H100ZM131 63V64H130ZM163 63H164V65H163ZM196 63H198V65L196 64ZM202 63H203V65H202ZM233 63V64H232ZM234 63H235V65H234ZM248 63H251V65H249ZM87 64H90V65H87ZM109 64H110V66H109ZM125 64H126V67H125ZM153 64V65H152ZM161 64V65H160ZM188 64V65H187ZM192 64V65H191ZM195 64V65H194ZM215 64H217V66L218 67H220L219 65H221V66H225L224 67V70H223V67L221 68H215L216 66H214ZM255 64V65H254ZM38 65H41V67L40 66H38ZM48 65V66H47ZM51 67H50V66ZM59 65H60V67H59ZM76 65V66H75ZM84 65H86L87 66V68H88V70H86V69H83V68H86V66H84ZM102 65H103V68H105V69H101L100 70V66L102 67ZM112 65V66H111ZM124 65V66H123ZM128 65H130V66H128ZM134 65V66H133ZM138 65V66H137ZM170 65V66H169ZM174 65H175V67H174ZM187 65V66H186ZM205 65H207V66H205ZM208 65H210L212 68H210V66H208ZM47 67V68H43V67ZM62 66H63V68H62ZM70 66V67H69ZM80 66V67H79ZM107 66H109V67H107ZM132 66V67H131ZM161 66V67H160ZM174 67V71L172 70L173 68L172 67ZM177 66V67H176ZM189 66H191V67H189ZM247 66L249 67V68H247ZM36 67V68H35ZM39 69H41V70H39ZM54 67V68H53ZM114 67V68H113ZM121 67V68H120ZM124 67V68H123ZM128 67H131V69L130 68H128ZM146 68V70H145V68ZM187 67V69H185ZM188 67H189V69H188ZM201 67H203V69H201ZM207 69H209L210 68V71L209 70H207ZM236 68V69H233V68ZM36 70H35V69ZM56 68V69H55ZM57 68H58V72H57ZM64 68H67V69H64ZM76 68V69H75ZM93 68H95V70H93L92 71V69ZM97 68H99V69H97ZM106 68H107V70H106ZM138 68V69H137ZM150 68V69H149ZM157 68H158V70H157ZM159 68H161V69H159ZM163 68V69H162ZM192 69V73H190V70ZM196 68H197V72H196ZM214 68V69H213ZM251 68V69H250ZM38 69V70H37ZM46 69H48V70H46ZM63 69V70H62ZM81 69V70H80ZM91 69V70H90ZM115 69H117V70H114ZM120 69V70H119ZM153 69H155V70H153ZM180 69V70H179ZM198 69H200V71L198 70ZM213 71H212V70ZM217 69V70H216ZM223 70L224 71V73H223V71L221 70V71H219V70ZM30 70V71H29ZM34 70V71H33ZM42 70H44L43 71V74H42ZM55 70V71H54ZM62 72H61V71ZM72 70H74V71H72ZM82 70H86V71H84V72H86V73H84ZM100 70V71H99ZM134 71V73H132V74H130L131 73V71ZM139 70V71H138ZM144 70V71H143ZM179 70V71H178ZM187 70H189L188 72H186L187 73V75L189 74V75H191V76H187L186 77V74H185V71H187ZM226 70H227V72H226ZM236 70H237V72H236ZM26 71V72H25ZM32 71H33V74H31L32 73ZM82 71V72H81ZM98 71V72H97ZM103 71V72H102ZM132 71V72H133ZM137 71H138V74H137ZM175 71H176V73H175ZM181 71V72H180ZM199 71V72H198ZM213 72V74H212V72ZM230 71V72H229ZM241 71H243V72H241ZM27 72H29V74L27 73ZM38 72V74H36ZM48 72V73H47ZM65 72H69V73H66L65 74ZM77 73V72H79L78 74H76V76H74V74L75 73ZM88 72V73H87ZM90 72V73H89ZM92 72V73H91ZM97 72V73H96ZM106 72H108V73H106ZM113 72V73H112ZM114 72H116L117 74H115ZM124 72V73H123ZM141 74H140V73ZM151 72V73H150ZM167 72V73H166ZM172 72V73H171ZM201 72V73H200ZM217 72H222V73H220V75L221 74H223V75H216L217 74ZM51 73V74H50ZM55 73V74H54ZM73 73V74H72ZM82 73H83V76H82ZM96 73V75L97 76H93V79H92V75H94ZM99 73H101V74H99ZM103 73H106L105 74V76H104V74ZM178 73V74H177ZM181 75H180V74ZM195 73H196V75L199 73V75H197V77L194 79V76H195ZM207 73V74H206ZM209 73V74H208ZM211 73V74H210ZM28 74V75H27ZM40 74V75H39ZM48 74H50V75H48ZM53 74V75H52ZM57 74H59V75H57ZM61 74V75H60ZM70 74V75H69ZM71 74H72V76L73 77H75L74 78V80L76 81H74V80H71L73 77L71 76ZM80 74V75H79ZM84 74H85V76H84ZM90 76H89V75ZM113 74V75H112ZM149 74V75H148ZM206 74V75H205ZM219 74V73H218ZM236 74V75H235ZM34 75H36L37 76V79L35 78L36 76H34ZM42 75V76H41ZM45 75V76H44ZM47 75H48V77H47ZM51 75H52V77L53 78H51ZM62 75H65V76H62ZM67 75H68V77H67ZM101 75V77H99ZM109 75V76H108ZM117 76V77H115V76ZM208 75V76H207ZM211 75V76H210ZM235 75V76H234ZM29 76V77H28ZM70 76V77H69ZM80 76V77H79ZM142 76V77H141ZM184 76H185V79H182V78H184ZM206 76L207 77H209V78H206ZM214 76H216V77H214ZM227 76V77H226ZM28 77V78H27ZM39 77H40V79H39ZM46 77V78H45ZM59 79L58 81L59 82H57L56 80H57V78ZM62 77H64L65 78V80L62 78ZM72 77V78H71ZM78 77H79V80H78ZM84 78V77H86V78H84V79H82V78ZM119 77V79L123 82V85H122V82L120 83V80L119 79H117ZM126 77V78H125ZM132 77V78H131ZM134 77V78H133ZM137 77V78H136ZM154 77V78H153ZM177 77V78H176ZM200 77V78H199ZM203 77V78H202ZM217 77L219 78V79H217ZM221 77V78H220ZM227 79H226V78ZM29 78H30V80H29ZM61 78H62V80H61ZM66 78H68V80H66ZM71 78V79H70ZM91 78V79H90ZM110 80H109V79ZM116 78V79H115ZM121 78H123V80L125 81V83H124V81L121 79ZM128 78L130 79V80H128ZM141 78V79H140ZM171 78V79H170ZM192 78V79H191ZM228 78H230V80L228 79ZM52 79V80H51ZM82 79V80H81ZM88 81H87V80ZM96 79V80H95ZM98 79H100V80H98ZM104 79V80H103ZM105 79H107L106 81H105ZM125 79H127V81L125 80ZM131 79H133V80H131ZM139 79V80H138ZM145 79V82L143 81ZM189 79V80H188ZM191 79V80H190ZM198 79L200 80H202V82H201V80L200 81H198ZM203 79H204V81H203ZM213 79H217V80H213ZM35 80H37V82L35 81ZM41 80H43L42 82H41V85H38V84H40L39 82L41 81ZM83 80H85V81H83ZM89 80L91 81L89 84H90V87H89V85H88V83H86V82H89ZM134 80H136V81H134ZM152 80V81H151ZM159 80V81H158ZM172 80H173V82H172ZM184 80H185V83H184ZM206 80V81H205ZM221 82H220V81ZM226 80V81H225ZM25 81V82H24ZM28 81V82H27ZM32 81V82H31ZM50 81V82H49ZM66 81V83H64ZM71 82V83H67V82ZM74 81V82H73ZM79 81H81V83H83L82 85H81V83L79 82ZM83 81V82H82ZM102 81L104 82L103 84H102ZM110 81H112V82H117V81H119V83L117 82V83H115V84H113V83H111ZM131 83H130V82ZM132 81H133V83H132ZM137 81H139V82H137ZM156 81V82H155ZM169 81V82H168ZM213 81V82H212ZM228 81V82H227ZM44 82H46V83H44ZM51 82H52V85H51ZM53 82H55V83H53ZM56 82L58 83V84H56ZM79 82V83H78ZM130 84H129V83ZM134 82H135V84H134ZM148 84H150V85H148ZM151 82L153 83V84H151ZM165 82H167L166 84H165ZM175 82V83H174ZM181 82H183V83H181ZM189 82V83H188ZM203 82H205V84H203ZM218 82V83H217ZM35 84V86L37 87H35L34 86V84ZM64 83V84H63ZM95 83L96 85H93V84ZM128 83V84H127ZM156 83V84H155ZM164 83V84H163ZM178 83V84H177ZM217 83V84H216ZM28 84V85H27ZM49 85V87H46V85ZM55 84V85H54ZM66 84H68L69 86H70V84H72L71 86H72V88H70L68 85H66ZM86 84H87V86H86ZM92 84V85H91ZM116 84H118V85H116ZM125 84H127V85H125ZM134 84V85H133ZM171 86H170V85ZM195 84H199V85H196L197 87H199V89H197V87L195 86ZM219 84V85H218ZM220 84H221V86H223L222 88L223 89H221V86H220ZM24 85V86H23ZM60 87H59V86ZM62 85H63V87H62ZM64 85H66V86H64ZM76 85V86H75ZM77 85H78V87H77ZM106 85V86H105ZM133 85V86H132ZM143 85V86H142ZM158 85H160L159 87H158ZM189 85V86H188ZM203 85L205 86V87H207V88H205V87H203ZM209 85V86H208ZM215 85V86H214ZM29 86V87H28ZM31 86V87H30ZM39 86H41V88L39 87ZM52 86V87H51ZM54 86H56L55 88H54ZM67 86H68V88H70L69 89V91L70 92H68L67 90H68V88H67ZM76 87V90H75V87ZM82 86V87H81ZM93 86V88H91ZM110 86V87H109ZM142 88H141V87ZM162 86H163V89H164V91H163V89H162ZM164 86L165 87H167L168 88V91H167V89L166 88H164ZM183 86V87H182ZM39 87V88H38ZM97 87V88H96ZM100 87H101V89H103V90H101L100 89ZM106 87V88H105ZM107 87H108V89H110V88H112V90H114V89H116V91L118 92V90H119V88L120 87H122L120 90H119V92L117 93L115 90V92H113L111 89L110 90H108L107 89ZM116 87V88H115ZM124 87H126L125 89H124ZM130 87V88H129ZM147 87V88H146ZM150 87V88H149ZM156 87V88H155ZM161 87V88H160ZM172 87V88H171ZM174 87V88H173ZM180 87V88H179ZM184 87H187L186 88V91L187 92H185V90L184 91H182L183 89H185ZM189 87V88H188ZM193 87V88H192ZM202 87H203V89L205 88V91L202 89ZM220 87V88H219ZM23 88H25V89H23ZM32 88H34V90H32ZM52 88H53V90H52ZM63 88H67V89H63ZM73 88H74V90H73ZM84 88V89H83ZM86 88V89H85ZM129 88V89H128ZM137 88V89H136ZM141 88V89H140ZM149 88V89H148ZM169 88H170V90H169ZM181 88H183V89H181ZM190 88H192V90L194 89L195 91H196V94H195V91L194 92H191V94H190V91H189V89ZM215 90V91H217L216 93H217V95L216 94H214L215 93V91H213V89ZM219 88V89H218ZM23 89V90H22ZM28 89V90H27ZM31 89V90H30ZM36 89V90H35ZM38 89H41V90H38ZM49 89H50V91L52 92V93H54L55 95H52V93L49 91ZM61 90V92H60V90ZM83 89V90H82ZM90 89V91H88ZM94 90L93 92L91 91V90ZM108 91H107V90ZM127 89H128V91H127ZM130 89L132 90L131 91V93H130ZM136 89V90H135ZM158 89V90H157ZM173 89H174V91H176L177 90V92H174L173 91ZM180 89H181V91H180ZM199 91H201V92H203L204 93V96H203V93H200V92H197V90ZM59 90V92H56V91H58ZM63 90V91H62ZM77 90H78V92H77ZM98 90H100V91H98ZM106 90V91H105ZM126 91V93L124 94L123 92H121V91ZM134 90V91H133ZM149 90V91H148ZM155 90V91H154ZM159 90H160V92H159ZM178 90L180 91V92H178ZM191 90V89H190ZM191 90V91H192ZM41 91H42V93H41ZM73 91V92H72ZM83 91V92H82ZM102 91V92H101ZM103 91H104V93L107 95V96H105V94L103 95ZM171 91V93L173 92V94H171V93H168V92H170ZM27 92V93H26ZM62 92H65V93H62ZM67 92V93H66ZM71 92L72 93H74V94H71ZM80 92H81V94H80ZM111 92H112V94H111ZM132 92H133V95H135V96H133L132 95ZM134 92H136L137 94H134ZM152 92H155V93H152ZM164 92H165V95H164ZM167 92V93H166ZM185 92V93H184ZM214 92V93H213ZM221 94H220V93ZM33 93V94H32ZM92 93H94V94H92ZM114 93H116V94H114ZM120 93H121V96H120ZM143 93H145V94H143ZM147 93V94H146ZM149 93V94H148ZM151 93V94H150ZM158 93H159V95H160V97L162 98H164V99H161L160 97H159V95H158ZM163 93V94H162ZM176 93V94H175ZM180 93H181V95H180ZM189 95H187V94ZM214 94L213 96L214 97H212V95L211 94ZM220 94V96H219V94ZM228 93H229V95H228ZM60 94V95H59ZM65 94V95H64ZM77 94V95H76ZM91 94V95H90ZM114 94V95H113ZM119 94V95H118ZM124 94V95H123ZM127 94H128V96L131 94L133 97L131 98V95L128 97L127 96ZM152 94H154V95H152ZM161 94H162V96H161ZM169 94V95H168ZM192 94H194V97H193V95ZM198 94V95H197ZM222 94L224 95V96H222ZM70 98V100H69V98L67 97V96ZM79 95H81V96H79ZM123 95V96H122ZM137 95H138V97H137ZM147 95V96H146ZM152 97H151V96ZM155 95H157V97L155 96ZM164 95V96H163ZM173 95H174V98H171V97H173ZM208 95V96H207ZM63 96V97H62ZM89 96V97H88ZM103 96H105L106 98H104ZM108 96L109 97H111V99H107L108 98ZM116 96H119L120 97V99L121 98H123L122 100H119V97L117 98ZM143 96H145V98H146V100H144L145 98L143 97ZM165 96H166V98H165ZM181 96V97H180ZM193 98H192V97ZM198 96V97H197ZM200 96V97H199ZM208 97V99H203V100H200V99H202V98H204V97ZM209 96L210 97H212V98H209ZM51 97V98H50ZM57 97V98H56ZM59 97V98H58ZM62 97V98H61ZM114 97H116V98H114ZM126 97V98H125ZM128 97V98H127ZM141 97V98H140ZM143 97V98H142ZM149 97V98H148ZM156 97V98H155ZM177 97V99H175ZM198 99V101H197V99ZM219 98V97H221V98H219V99H217V98ZM53 98H54V100H53ZM114 98V99H113ZM139 98V99H138ZM160 98V99H159ZM192 100H191V99ZM214 98V99H213ZM57 99V100H56ZM89 100V102H93V104H91V103H88V100ZM117 99V100H116ZM128 99V100H127ZM153 99V100H152ZM156 99V100H155ZM168 99V100H167ZM175 99V100H174ZM191 101H190V100ZM209 99H210V101H209ZM213 99V100H212ZM61 101V103H60V101ZM76 100H77V103H76ZM85 100V101H84ZM115 101V103L118 105V106H116V104H114V103H112V102H114ZM126 101V103H125V101ZM137 100H139V101H137ZM149 100H151L152 101V103H150V101ZM155 100V101H154ZM163 101L164 100V102H163V104H160L159 105V103H160V101ZM167 100V101H166ZM170 100H172V101H170ZM179 101V103H178V101ZM189 101L188 103H184V102H187V101ZM215 100V101H214ZM26 101H27V99H26ZM73 101V102H72ZM81 101H83L82 103H80ZM108 101H109V103H108ZM112 101V102H111ZM159 101V102H158ZM200 101H201V103H200ZM203 101V102H202ZM54 102V103H55ZM72 102V103H71ZM105 102H106V104H108L107 105V107H106V104H105ZM173 102L175 103L176 102V104H173ZM195 102H197L198 103V105H197V103H196V105H195ZM205 102H207V103H205ZM245 102V103H244ZM80 103V104H79ZM85 103V104H84ZM89 104V107H88V104ZM119 103L121 104V105H119ZM123 103V104H122ZM143 103H144V105H146L145 107H144V105H143ZM162 103V102H161ZM165 103V104H164ZM169 103H171L170 105H169ZM181 103H182V105H181ZM193 103V104H192ZM61 104H63V106L61 105ZM65 104H67L66 106H65ZM74 104V105H73ZM76 104L78 105H82V109L83 108H86V110H82L81 109V106H79L78 105V107L76 106ZM113 104H114V106H113ZM125 104V105H124ZM129 104H131V105H129ZM135 104V105H134ZM147 104H148V106H147ZM151 104H153L152 106H150ZM155 104V105H154ZM186 104V105H185ZM188 104H191V106L190 105H188ZM62 107H61V106ZM90 105H93V108H91L90 107ZM111 105H112V110H111V108H109V107H111ZM165 105L167 106V107H165ZM177 105V106H176ZM179 105V106H178ZM69 106V107H68ZM121 106V107H120ZM128 106V107H127ZM130 106V107H129ZM138 107V109H140L141 110V108H143L142 110H144V111H140V110H137V111H135L136 110V108ZM157 106H158V108L160 107L161 109H159L158 110V108H157ZM170 106V107H169ZM182 106V107H181ZM196 106V107H195ZM233 106V105H232ZM67 107V108H66ZM115 109H114V108ZM120 109H119V108ZM151 107V109H152V111L151 110H148L149 108ZM154 107V108H153ZM157 108V110H156V108ZM69 108V109H68ZM78 108L79 109H81V110H78ZM95 108V109H94ZM121 108H123V109H125V108H127V109H125V111L123 110L122 111V109ZM129 108H130V110H129ZM147 108V109H146ZM166 108V109H165ZM173 108H174V110H173ZM183 108V109H182ZM189 108H193V110H191V109H189ZM61 109V110H62ZM87 109H88V111H87ZM95 110V112H94V110ZM106 109H107V111L108 110H110V111H106ZM131 109H132V111H131ZM134 109V110H133ZM166 110V112H167V114H166V112L165 111H161V110ZM180 109H182L181 111L183 112L184 111V109H185V112H183V113H180L181 111H180ZM77 110V111H76ZM96 110H98V112H101V113H97V111ZM101 110V111H100ZM115 110V111H114ZM120 110H121V113H120ZM147 110V111H146ZM154 110V111H153ZM178 110V111H177ZM65 111H67V112H65ZM79 111H81L80 113H82V114H78L79 113ZM113 111V112H112ZM140 111V112H139ZM160 111V112H159ZM190 111V112H189ZM65 112V113H64ZM68 112H70V113H68ZM73 112H75V114L73 113ZM94 112V113H93ZM107 112V113H106ZM128 112H130V113H128ZM135 113V114H133V113ZM147 112V113H146ZM148 112H152V113H148ZM153 112L156 114L155 116H157V117H155V116H153ZM159 112V113H158ZM162 112V113H161ZM165 112V113H164ZM86 113V114H85ZM92 113V114H91ZM102 113H104L103 115H102ZM105 113H106V115H105ZM120 113V114H119ZM126 113H128V114H126ZM137 113V114H136ZM171 113V114H170ZM184 113H186V115H184ZM188 113V114H187ZM240 113V114H241ZM94 114V115H93ZM99 114H101V115H99ZM119 114V116H118V118L115 116V115H118ZM125 116V114L126 115H128V117H129V115H130V117L129 118H131V120H133V121H130V120H128L126 117V119L127 120H125V118H124V116ZM142 114V115H141ZM146 114V115H145ZM152 114V117L150 116ZM162 114V115H161ZM181 114V115H180ZM70 115H73V116H70ZM90 115H92V116H90ZM121 115V116H120ZM136 115H137V119H138V121H136L135 122V120H137V119H135V117H136ZM149 115V116H148ZM165 115H164V118H165ZM84 116V117H83ZM109 116V117H108ZM140 116V117H139ZM168 116V115H167ZM133 117H134V119H133ZM142 117V118H141ZM143 117H145V118H143ZM150 117V118H149ZM189 117V118H190ZM119 118H122V119H124V120H121V119H119ZM140 118V119H139ZM152 118H153V120H152ZM154 118L155 119H158V121L157 120H154ZM109 119V120H108ZM145 119H147L145 122H144V120ZM141 120H142V122H141ZM148 120H149V123H148ZM150 120H152V121H150ZM127 121V122H126ZM155 121V122H154ZM134 122V123H133ZM147 122V123H146ZM139 123V125H141ZM145 124V125H144ZM135 125V126H134ZM124 127V128H125ZM123 128V129H124ZM162 131V132H161ZM170 131V130H169ZM156 132H157V134H156ZM158 132H161V133H159L158 134ZM164 132V133H163ZM166 132H168V130H162V129H156L155 131H154V135L156 136H161V135H165L166 134Z\"/></svg>",
    "mask_w": 264,
    "mask_h": 264
}]
</instances>
